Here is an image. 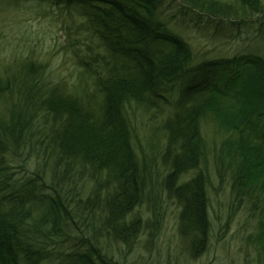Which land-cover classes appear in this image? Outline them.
Returning <instances> with one entry per match:
<instances>
[{
  "label": "trees",
  "instance_id": "trees-1",
  "mask_svg": "<svg viewBox=\"0 0 264 264\" xmlns=\"http://www.w3.org/2000/svg\"><path fill=\"white\" fill-rule=\"evenodd\" d=\"M34 1L65 12V29L74 26L66 44L92 87L53 84L33 60L0 75V264H123L108 244L135 241L139 207L155 226L159 194L179 209L189 255L200 254L211 227L205 118L233 134L221 147L237 163L233 197H264V58L242 52L191 66L162 0ZM184 2L214 17L264 13L262 0ZM138 106L166 115L160 171L134 150L127 110ZM260 233L264 243V226Z\"/></svg>",
  "mask_w": 264,
  "mask_h": 264
},
{
  "label": "rangeland",
  "instance_id": "rangeland-1",
  "mask_svg": "<svg viewBox=\"0 0 264 264\" xmlns=\"http://www.w3.org/2000/svg\"><path fill=\"white\" fill-rule=\"evenodd\" d=\"M1 1L0 75L6 76L20 68L22 62L33 60L46 67V80L51 83L76 87L77 90H82V85L86 83L83 86L86 93H90L92 86L87 83V78L77 65V58L66 44V31L73 32L74 26L65 29L68 20L65 12L60 9L51 11L45 4L34 0H17L10 7L5 0ZM262 6L264 11V0ZM159 10L160 13L163 11L162 19L169 28L189 43L193 53L191 66L203 59L242 52L264 56V13L242 17L232 10L214 17L206 10L191 9L184 0H162ZM190 74L187 73L188 76ZM179 85H175V90ZM127 113L132 123V143L139 161L149 165L153 171H160V155L165 146L162 129L165 113L141 106L130 107ZM201 131L206 146L201 166L208 174L207 211L211 224L206 249L196 256L189 255L183 238L178 234L179 209L175 202L159 194V218L155 226L151 225L150 213L145 206L139 207L142 228L135 241L129 247L108 244L109 254L119 262L264 264V243L260 239V227L264 226V197L251 193L240 199L233 197L232 172L237 163L221 148L223 142L232 138L233 134L221 130L210 116L201 123ZM192 173L188 172L185 177ZM149 224L153 231L150 235ZM100 243L105 248L108 242L102 238Z\"/></svg>",
  "mask_w": 264,
  "mask_h": 264
},
{
  "label": "bare ground",
  "instance_id": "bare-ground-1",
  "mask_svg": "<svg viewBox=\"0 0 264 264\" xmlns=\"http://www.w3.org/2000/svg\"><path fill=\"white\" fill-rule=\"evenodd\" d=\"M191 9H195V7H192V6H191ZM261 56L264 58V56H263V55H261ZM191 63H192V62H191ZM205 119H206V118H205ZM205 119H204V120H205Z\"/></svg>",
  "mask_w": 264,
  "mask_h": 264
}]
</instances>
